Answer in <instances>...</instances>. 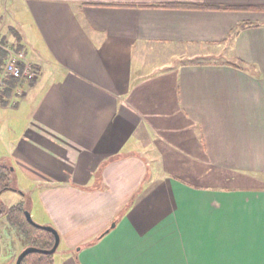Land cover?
Segmentation results:
<instances>
[{
  "label": "crops",
  "instance_id": "obj_1",
  "mask_svg": "<svg viewBox=\"0 0 264 264\" xmlns=\"http://www.w3.org/2000/svg\"><path fill=\"white\" fill-rule=\"evenodd\" d=\"M171 5L189 8L159 7ZM3 8L39 76L22 86L21 117L8 116L14 96L0 104L3 127L14 120L0 160L30 187L36 222L58 231L56 264H264V190L214 188L183 167L154 178L149 164L176 147L158 126L168 106L210 168L264 171V11L244 10L264 0ZM243 22L255 26L231 38ZM150 63L162 78L145 80ZM6 254L0 234V264Z\"/></svg>",
  "mask_w": 264,
  "mask_h": 264
},
{
  "label": "rangeland",
  "instance_id": "obj_2",
  "mask_svg": "<svg viewBox=\"0 0 264 264\" xmlns=\"http://www.w3.org/2000/svg\"><path fill=\"white\" fill-rule=\"evenodd\" d=\"M4 6H6V0L1 1L0 4V47L5 46L2 43V39L4 36L8 37V44L13 43V37L9 34V29L11 26H14L16 29H18L19 32H21L20 27L12 25L13 23L11 22L10 16L8 14L9 11H7L6 8H3ZM6 46H11V45H6ZM176 60L177 62H179L180 59H176ZM160 67L161 66L156 67L155 65L150 63V68L148 69L146 67L147 77L145 78V80L149 79L151 81L152 79L155 78L157 80L162 78V74L164 73V71L157 69ZM37 71H38V75H37L38 78L39 69H37ZM137 76L138 74H135L134 79ZM167 76L169 77V74ZM146 85L147 87H151L153 83L147 82ZM23 95L24 93L21 96ZM21 96L16 94L14 95L13 97L15 99V102L13 103L14 106L10 107L9 115L8 113H6L11 118V120L12 117L16 119L24 114L23 111L24 108L26 107V102H22L24 100L23 98H21ZM8 104L9 103H7L2 107H6ZM165 108L166 110L162 114H160L161 117H159L160 121L158 123V126L163 128L162 131L166 129L162 133L164 136L167 137L165 141L175 143L176 147L165 149L166 150L165 153H159L158 151L157 153L156 152L150 153L149 158L151 159V161L149 162V164H150L152 177L161 178L163 174L169 176L183 167L182 168L183 172L189 173V171H191L195 175H197L198 178L199 177L208 178L209 180L206 179H202V180L195 179V180L197 182L199 181H203L204 183L208 182V184L210 185L212 184L211 186L214 188L216 187L246 188V189H254V190H264V171L259 173H243V172H233V171H222V170L210 168L209 165L211 164L205 159L204 154L201 153L199 143L193 138V136L191 135V131L186 130L184 124H182L178 120V118L174 116V112L171 107L167 106ZM4 116L5 115H2V112L0 111V119L4 118ZM5 124H6L5 121L3 122L0 121L1 140L3 137V132L6 135L8 130L14 125V120L11 121L10 125L7 124L5 127H3ZM158 144L159 142L155 143L153 145L154 148H150V149L158 150L157 147ZM2 154H3V145L1 144L0 159L3 158L1 157ZM14 179H15L16 191L7 190L0 196V203L5 208L17 205L19 203H26L27 199L28 200L31 199V197L28 194L24 195L25 192H29L30 187H27L25 184L20 185L19 182L16 183L17 180L15 174H14ZM32 218L36 222L35 217ZM0 234L3 237V243L6 249L13 252V255H11L12 258L11 256H9V254H6L5 255L6 257H4L6 261L2 263L9 264L12 261V264H16V260L19 254L26 248V242L23 240V236L18 230H16L15 228L11 227L8 224L6 217L4 216L0 217ZM60 251L61 249L58 250L57 252L58 255L60 254Z\"/></svg>",
  "mask_w": 264,
  "mask_h": 264
},
{
  "label": "trees",
  "instance_id": "obj_3",
  "mask_svg": "<svg viewBox=\"0 0 264 264\" xmlns=\"http://www.w3.org/2000/svg\"><path fill=\"white\" fill-rule=\"evenodd\" d=\"M167 8H189L185 5H171V6H159ZM221 10H227V8H219ZM230 10V9H228ZM245 11H264V9H244ZM255 24L251 22L239 23L235 29L231 32L230 37H237L240 32L246 28L254 27ZM9 34L13 37V43L8 44V37L4 36L2 39L3 45H11L16 51L24 50V45L22 44V34L14 26H11L9 29ZM8 57V53L0 48V73H2V67ZM35 66V65H34ZM36 67V66H35ZM37 68V67H36ZM38 69V68H37ZM6 82L8 88L5 90V98L0 101L1 105H6L8 100L15 95L16 88L20 85V82L16 79L7 78ZM35 80L30 83H34ZM14 181V182H13ZM7 190H15V179L14 171L12 166L8 163L2 162L0 160V196ZM25 195V194H24ZM29 211L28 202L19 203L17 205L5 208L0 203V217H6L8 224L18 230L23 236V240L26 242V247L34 246L44 250H50L55 244V236L48 231H45L41 228L33 226L30 224L26 217V212ZM22 264H56L54 254H41L33 253L27 255Z\"/></svg>",
  "mask_w": 264,
  "mask_h": 264
},
{
  "label": "built area",
  "instance_id": "obj_4",
  "mask_svg": "<svg viewBox=\"0 0 264 264\" xmlns=\"http://www.w3.org/2000/svg\"><path fill=\"white\" fill-rule=\"evenodd\" d=\"M8 53V57L0 73V101L5 98V90L8 88L7 78L16 79L20 85L16 88L15 94L24 93L23 84L37 79L38 71L34 65L27 59L25 50L16 51L11 46L0 47Z\"/></svg>",
  "mask_w": 264,
  "mask_h": 264
},
{
  "label": "water",
  "instance_id": "obj_5",
  "mask_svg": "<svg viewBox=\"0 0 264 264\" xmlns=\"http://www.w3.org/2000/svg\"><path fill=\"white\" fill-rule=\"evenodd\" d=\"M13 170V168H12ZM26 217H27V220L30 224H32L33 226H36L38 228H41L45 231H48V232H51L54 236H55V244L53 246L52 249L50 250H44V249H40V248H37V247H34V246H28L26 247L18 256L17 260H16V264H22V261L23 259L29 255V254H33V253H41V254H55L59 245H60V235L58 233V231L50 226V225H39L37 224L33 218H32V215L29 211L26 212ZM112 227H115V224L112 225Z\"/></svg>",
  "mask_w": 264,
  "mask_h": 264
},
{
  "label": "flooded vegetation",
  "instance_id": "obj_6",
  "mask_svg": "<svg viewBox=\"0 0 264 264\" xmlns=\"http://www.w3.org/2000/svg\"><path fill=\"white\" fill-rule=\"evenodd\" d=\"M13 171H14V169H13ZM60 246V245H59ZM59 248V247H58ZM58 250V249H57ZM57 252V251H56ZM55 255V254H54Z\"/></svg>",
  "mask_w": 264,
  "mask_h": 264
}]
</instances>
